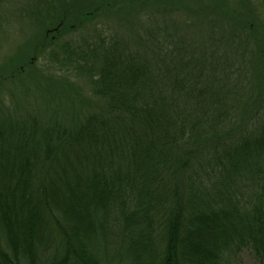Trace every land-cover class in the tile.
Returning a JSON list of instances; mask_svg holds the SVG:
<instances>
[{
    "label": "trees",
    "instance_id": "16d2710c",
    "mask_svg": "<svg viewBox=\"0 0 264 264\" xmlns=\"http://www.w3.org/2000/svg\"><path fill=\"white\" fill-rule=\"evenodd\" d=\"M53 2L30 11L23 49L59 73L26 53L1 70L26 90L0 114V264H227L244 250L264 264V43L233 77L215 59L205 70L165 16L129 43L64 38L186 0ZM240 15L232 36L255 30Z\"/></svg>",
    "mask_w": 264,
    "mask_h": 264
},
{
    "label": "rangeland",
    "instance_id": "374dc122",
    "mask_svg": "<svg viewBox=\"0 0 264 264\" xmlns=\"http://www.w3.org/2000/svg\"><path fill=\"white\" fill-rule=\"evenodd\" d=\"M219 1L223 3V7L217 9L216 12L212 0H186L185 4L179 6L178 9L172 6L169 9L148 7L145 9V14H137L136 10L130 8V12L135 14L137 19L133 18L134 21L129 25L122 22L121 19L114 20L115 13L112 15V12H106L103 15V9L102 15L98 19L96 18V21L83 22L79 29L74 25L72 27L74 29L67 32L64 38L78 40L79 37L90 36L93 31L100 30L129 43L136 37L135 34H144V27L146 28L147 23H152L153 19L165 16L166 24L174 28L180 37H183V43L186 42L189 47L195 45L199 54L198 58H202L200 53L204 55L202 58L204 69H207V65L215 59L225 64L229 69V74L233 77H242L244 73H246L245 76L250 77L251 63L254 61L253 55L264 43V9H261V4L257 0ZM47 3L53 7H59L57 3H51V0H41L40 3L37 0H0V79L3 75L1 70L4 71L6 65H19L16 61L21 60L24 53H26V57L28 56L27 65L44 69L45 77L48 78L52 75L54 77L56 73H59L45 58V55L23 49L24 44L28 43L33 34L37 32L36 30L34 32L30 11L44 8ZM83 8L82 4L77 6L78 10ZM240 13L244 19L252 20L255 30L250 31L247 28L232 36L235 29L242 27L236 22V18L240 19L241 17ZM146 16H148L149 22H146ZM42 17L43 13L40 14L39 19L42 20ZM47 17L48 15H46ZM233 19L236 23L233 22ZM156 20L160 21L161 19ZM73 21H77V18ZM247 33L249 34L248 39L246 38ZM53 35L54 33H50L48 37H53ZM20 69L22 68L20 67ZM25 73L23 77L33 78L30 75L25 76ZM252 74H254L253 69ZM5 75L7 76V72ZM32 76L34 75L32 74ZM82 86L84 84L78 87ZM25 90V86L16 80H11V78L3 80V83L0 84V114L5 108L11 107L10 110H13L14 107L24 104L18 94ZM14 96L17 97L15 102ZM227 264H259V262L251 252L244 250L231 258Z\"/></svg>",
    "mask_w": 264,
    "mask_h": 264
}]
</instances>
